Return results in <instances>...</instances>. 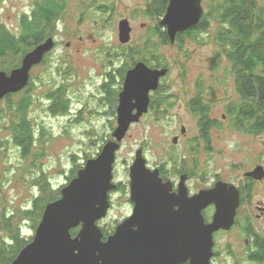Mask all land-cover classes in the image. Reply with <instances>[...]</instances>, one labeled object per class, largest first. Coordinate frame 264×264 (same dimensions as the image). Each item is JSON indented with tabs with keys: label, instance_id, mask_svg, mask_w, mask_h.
<instances>
[{
	"label": "rangeland",
	"instance_id": "rangeland-1",
	"mask_svg": "<svg viewBox=\"0 0 264 264\" xmlns=\"http://www.w3.org/2000/svg\"><path fill=\"white\" fill-rule=\"evenodd\" d=\"M83 1L69 0L66 15L54 32L57 43L55 50L47 62L32 73L33 104L28 118L33 124L37 144L27 160L21 158L18 147L11 140V132L8 130L10 117L3 114L7 104L0 102V140L6 142L5 148L0 151V203L2 197H6V205L16 212L30 207L31 200L37 195L33 182L41 174L47 176L54 191L63 190L71 183L69 177L72 170L77 169V178L88 160L99 157L108 143L105 141L114 140L115 130L107 128L99 114L105 106L95 96L100 93V76L107 70V55L121 44L120 23L125 20L129 21L131 27L130 41L125 43L128 56L126 62L132 64V53L128 50L130 47L142 48L152 41L154 46L157 45L153 47L157 49V55L164 59L170 70L164 84L176 97L160 113L153 111L145 115L140 125L129 129L116 155L113 183H131L130 168L140 149L144 150L150 169L164 167V174L171 179L174 177L178 182L179 177L175 178L177 170L172 168V160L177 159L179 162L185 159L191 175L187 186L193 195L208 189L217 176L242 183L243 174L252 170L255 163L264 165V134L261 137L245 136L228 123L213 129L209 133L210 145L207 143L203 150L200 148L202 141L198 116L189 108L190 101L198 94L199 85L204 83L208 88L206 96L213 101L212 111L216 117L228 114L233 103L238 100L235 76L225 67L227 56L223 55L220 62L216 55L219 49L212 37L202 36L199 41L188 39L182 47L178 43L162 44L156 28L165 15L158 18L145 16V9L154 0H99V4L106 3L112 7L109 14L111 21L105 25L94 23L92 19L79 18V6ZM32 5V0H5L0 12V24L12 32H18L22 13L31 12ZM203 6L205 9L204 2ZM216 29L214 25L212 35ZM148 55L145 50L139 59L148 58L149 62L154 60L157 64V59ZM58 85L67 89L73 116H76L79 109L86 112H82V122H74L75 117L72 120L70 114H49L47 95ZM24 95L13 97V102L21 100ZM228 121L232 122V118ZM183 126L188 129L189 137L183 138L175 146L173 140ZM42 127L47 131L45 136L41 135ZM189 139L193 140L188 145ZM36 154H40V157L37 159V167L33 168V156ZM178 162L176 168L180 165ZM253 187L251 199L246 196L242 198L244 206L241 212L249 213L256 231L264 236V216L259 220L255 217V213L261 214L256 207L264 208V185ZM109 193L110 208L107 215L97 220L102 232L107 234L133 214L129 188ZM247 205H251L254 211L248 210ZM214 213V206L205 210L206 220L211 222ZM22 232L28 241H33L35 235L31 224H24ZM247 240L238 227L232 232L218 233L213 249L216 250L218 246L220 258L217 264H251L244 254V250L251 247Z\"/></svg>",
	"mask_w": 264,
	"mask_h": 264
},
{
	"label": "water",
	"instance_id": "water-1",
	"mask_svg": "<svg viewBox=\"0 0 264 264\" xmlns=\"http://www.w3.org/2000/svg\"><path fill=\"white\" fill-rule=\"evenodd\" d=\"M166 9L160 25L167 28L171 43L179 33L197 26L205 12L203 0H170ZM120 24L119 37L125 44L130 41L131 27L127 20ZM55 45L51 37L27 53L20 68L10 74L0 70V100L22 92L33 67L39 66ZM168 73V69L151 70L143 62L128 73L114 140L61 190V199L46 206L33 241L12 264H212L214 235L235 225L240 191L218 182L213 189L189 196L188 178L183 176L178 193H174L172 182H164L158 169L148 167L143 149L136 152L130 168L133 215L107 241L97 224L110 208L109 192L117 188L113 166L122 140L131 124L148 112L149 93ZM135 108L138 113L133 115ZM256 174L262 177V168L247 176ZM213 206V219L207 223L204 211ZM78 227L81 230L74 237L72 230Z\"/></svg>",
	"mask_w": 264,
	"mask_h": 264
},
{
	"label": "trees",
	"instance_id": "trees-1",
	"mask_svg": "<svg viewBox=\"0 0 264 264\" xmlns=\"http://www.w3.org/2000/svg\"><path fill=\"white\" fill-rule=\"evenodd\" d=\"M32 1L31 12H24L20 17L18 32H12L5 25L0 24V70L8 74L20 68L27 53L32 52L49 38H54V32L64 19L69 3V0ZM98 1L84 0L83 3L81 2L79 18L81 20L92 19L94 23L102 25L109 23L112 7L106 3L99 4ZM4 2L5 0H0V12ZM169 2L170 0H154L145 9V16L158 18L166 15ZM203 2L205 12L201 22L179 33L175 41L182 47L188 39L199 41L202 36L214 39L219 49L216 52L217 57L220 60L223 55L227 56L225 67L235 76L238 92L246 100L245 104L234 107L237 111L231 110L232 122L242 134L261 135L264 133L262 115L264 112V0H203ZM214 25L217 29L212 35ZM156 34L160 37L162 44L170 42L168 31L160 24L156 28ZM155 46L152 41H149L142 48L130 47L128 49L132 53L130 59L137 60L143 51L147 50L150 58L157 59L158 67L169 68L164 59L157 55V49L153 48ZM107 56L108 58L113 57L111 54ZM48 57L49 55L46 60ZM46 60L44 62H47ZM32 90L33 88L26 87V90L18 94H10L0 100L1 103L6 102L7 104V108L3 109V114H8L10 117L8 130L11 132V140L18 147L21 158L24 160L29 159L37 144L33 124L28 118L33 104ZM198 90L201 91V87ZM22 94L25 95L21 100L13 102V97ZM47 98H52L54 107L67 114L71 104L65 87L50 92ZM191 106L201 118L202 137L210 145L209 133L216 128L210 120V109L208 110L199 102H193ZM251 123H254V129L249 128ZM42 128L41 135L45 136L47 131L44 127ZM5 144L6 142L0 140V151L5 148ZM33 157L32 166L36 168L40 154ZM77 172V169L72 170L69 182L76 178ZM33 183L37 189V195L31 200L30 207L27 209L17 212L10 210L6 205V197L5 199L2 197L0 203V264H12L32 240L28 241L22 236L24 224H31L35 234L46 206L61 199V191L52 189L45 174L37 176ZM250 194V191L246 193L248 197ZM242 196L244 197L245 194L243 193ZM80 230L81 227L72 230L73 236L76 237ZM104 233L108 236L110 232ZM257 246L258 251L254 259L262 264L264 263V240L258 239Z\"/></svg>",
	"mask_w": 264,
	"mask_h": 264
},
{
	"label": "flooded vegetation",
	"instance_id": "flooded-vegetation-1",
	"mask_svg": "<svg viewBox=\"0 0 264 264\" xmlns=\"http://www.w3.org/2000/svg\"><path fill=\"white\" fill-rule=\"evenodd\" d=\"M168 31V30H167ZM176 43V41H175ZM55 48L57 46V43L55 42ZM125 45L126 44H119L118 47H116L115 49H113L112 52H110L113 57L112 58H109V59H106L107 61V70L100 76L101 77V81H100V84H99V95L95 96L97 98V101H101L103 103V106L104 107V111L100 112L99 111V114L103 117V120L105 121L104 124L107 125V128L109 129H113V130H116L118 127H119V107H120V104H121V95L122 93L124 92V88L126 87V81H127V76H128V73L132 70H134L138 64L140 63H144L149 69L151 70H164V69H168V72H170L169 68H164V67H158L156 62L153 60V62H149L148 59H137V60H132V64L129 65L128 62H126V56H127V50H125ZM55 48L51 51L53 52L55 50ZM51 52H49L48 54L45 55L44 57V60L42 61L41 64H39V66H34L32 71H31V78H30V81L27 85V88L29 87L30 89L33 88V84H34V81L32 80V73L35 71L36 68L40 67L41 65H43L46 60V57L47 55H50ZM144 52V51H143ZM128 57V56H127ZM122 61L119 66H117L118 62ZM168 75L169 73L160 79L159 81V86H157L158 88L156 90H153L149 93V96H150V103H149V107H148V112L143 114V116L140 118L139 122H135L133 124H131L130 128H132L133 126L135 125H140L144 119V116L145 115H148L150 113H152L153 111H157L158 113H160L162 110L161 109H164V107L168 106V102H171L174 100V98L176 97L173 93H170V89H167L168 87L164 84V82L167 80L168 78ZM203 81V80H202ZM64 84V83H62ZM61 87H65V86H56V88L53 90H57V89H60ZM199 87H201V91L198 90V94L196 95V98L192 99L189 103L190 107L192 109V111L194 112V114H196L198 116V128H199V134H200V137H201V141H202V144L200 146V148L203 150L205 148V145H207V141H205L203 139V131H202V128H201V118L199 116V114L197 113V111L193 109V107L191 106L193 102H199L202 106H204L205 108H207L209 111H210V120L212 122V125L213 126H222L224 125L225 123H228L232 126L233 129L237 130L236 126H235V123L234 122H231V121H228L231 117V110H236V108L234 107H239L240 105H243L246 103V100L244 99V97H242L239 92H238V89L236 90L238 92V100L235 101L236 103H233V107H231L229 109V113L228 114H222L221 117H216L215 113L212 111L213 110V101L212 100H209V98L206 96V93L208 92V88H206L204 86V83H201L199 85ZM237 87V85H236ZM66 89V88H65ZM26 90V88H25ZM67 90V89H66ZM33 91V90H32ZM53 91H50V92H53ZM67 93V98H68V92L66 91ZM49 94V93H48ZM48 96V95H47ZM50 104L49 106L47 107L48 108V111H49V114L50 115H57V114H63V115H67V114H70L69 116L71 117V119L73 120V118L75 117V121L74 122H77V123H80L82 122V120L84 119L83 116H81L84 112V109H79V111L77 112L76 116H73V114L70 112V109L68 110L67 114L66 113H62L61 110L58 108L56 109L53 105L54 103V100L52 98H48ZM68 100L70 101V99L68 98ZM71 103V101H70ZM134 104H137V101H133ZM229 106V104L227 105ZM71 107V105H70ZM234 108V109H233ZM238 109V108H237ZM59 111V112H57ZM237 111V110H236ZM95 111H93L92 113H94ZM86 113V112H84ZM136 113H138V109L135 108L134 111H133V115H135ZM263 117H264V112L262 113ZM232 118V117H231ZM251 126L249 128L251 129H254L253 125L254 123H251L250 124ZM212 126V127H213ZM219 126V127H220ZM218 128V127H217ZM213 129H216V128H213ZM212 129V130H213ZM211 130V131H212ZM210 131V132H211ZM238 131V130H237ZM264 134V133H263ZM254 136V137H261V135H252V134H245V136ZM112 137V136H111ZM187 137H189V132H188V129L183 126L181 127V130L180 131H177V134H176V137L174 138L173 140V144L176 146L178 145V142H180L183 138L184 139H187ZM194 139V138H193ZM193 139H189L188 141V145L190 144V142L193 140ZM106 140V139H105ZM111 140L109 141H105V143H109ZM189 148L187 147V150ZM177 159H173L172 160V164H173V169L174 170H177L176 173H175V178L176 177H179V182L176 181L173 177V179H171V177H168L167 175L164 174L163 170H164V167L162 168H156L160 171V178H162L164 180V182H172L173 184V192L174 193H178L179 191V185L181 183V179L183 176H186L188 179L186 180V186H187V182L189 181V179H191V175L188 171V169L186 168V163L187 161L185 159H180L179 160V167H177ZM175 166V167H174ZM260 168H262V171H263V176L261 177L259 175H255V177H249L247 176L248 174H251V173H254L256 172V170H259ZM155 169V170H156ZM153 170V169H152ZM242 183H239V180L235 181V180H224L223 178L221 177H215V180H214V183L213 185H211L208 189H205V190H209V189H213L216 184L218 182H224L226 184H231V185H234L238 188V190L240 191V207L238 208V212H237V216H236V222H235V225L233 226V228L228 231V232H232L236 227H238L239 229H241V232L243 231V234L249 239L247 240V244H251V247H249V250H244V254H245V257H246V260H248V262H250L251 264H261V263H258L257 260L254 259V255L255 253H257L258 251V239L260 240H264V236L259 234L255 227L253 226L252 222H251V219L250 217L248 216L249 213H244L243 211L241 212V208L244 206L243 205V196L242 194L244 193L246 197H248L246 195V193H248L250 191V193H252L254 191V187L253 186H256V185H264V165L260 164V162L258 163H255V166L253 167L252 170L250 171H247L243 174L242 178ZM127 186V187H126ZM123 188H125V190L127 188H129L130 190V184L128 185H117V189L116 190H120L121 192L122 191H125L123 190ZM188 188V186H187ZM188 190V189H187ZM202 191V190H200ZM199 191V192H200ZM188 194L189 196H193V194L189 193V190H188ZM130 196H131V190H130ZM251 196V194H250ZM252 197V196H251ZM251 197H249L251 199ZM131 204H132V207H133V210H132V213H134V208H135V205L134 203L131 201ZM246 205V204H245ZM246 207V206H245ZM244 207V208H245ZM247 208L248 210H252L251 208V205H247ZM259 211V213L261 214H256L255 213V217L259 220L261 219L263 216H264V208H261V207H256ZM215 209V208H214ZM244 210V209H243ZM254 211V209L252 210ZM205 214V212H204ZM203 214V215H204ZM133 214H131L132 216ZM239 215V216H238ZM131 216H128L124 221H126L127 219H129ZM205 218H206V215H204ZM213 219V218H212ZM123 221V222H124ZM210 222L209 220H206V222ZM212 221V220H211ZM122 223V222H121ZM121 225V224H120ZM249 225V226H247ZM118 227V225H117ZM249 227V229H248ZM108 230V229H107ZM116 231V228L113 229L109 235H105L104 234V241H107L109 239L110 236H112ZM227 231H224V230H221L219 232H217L215 235H214V241H215V237L218 235V233H223V232H226ZM218 246L216 247V250H213L214 252V256L212 257V264H217V261H218V258H220V253H218ZM215 249V247H214ZM243 252V251H242ZM186 264H189L186 263ZM264 264V263H262Z\"/></svg>",
	"mask_w": 264,
	"mask_h": 264
}]
</instances>
